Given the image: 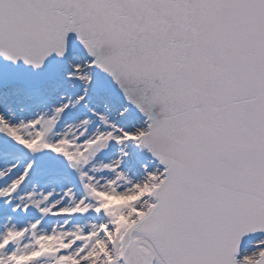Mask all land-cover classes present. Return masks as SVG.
I'll return each mask as SVG.
<instances>
[{
    "label": "snow or ice",
    "instance_id": "6c2138e0",
    "mask_svg": "<svg viewBox=\"0 0 264 264\" xmlns=\"http://www.w3.org/2000/svg\"><path fill=\"white\" fill-rule=\"evenodd\" d=\"M0 264H264V0H0Z\"/></svg>",
    "mask_w": 264,
    "mask_h": 264
}]
</instances>
